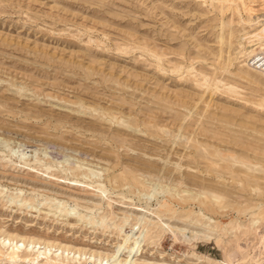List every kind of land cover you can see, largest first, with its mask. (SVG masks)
I'll list each match as a JSON object with an SVG mask.
<instances>
[{
  "label": "rangeland",
  "instance_id": "374dc122",
  "mask_svg": "<svg viewBox=\"0 0 264 264\" xmlns=\"http://www.w3.org/2000/svg\"><path fill=\"white\" fill-rule=\"evenodd\" d=\"M227 4L0 0L1 251L106 257L144 215L140 264H264V75Z\"/></svg>",
  "mask_w": 264,
  "mask_h": 264
},
{
  "label": "bare ground",
  "instance_id": "6f19581e",
  "mask_svg": "<svg viewBox=\"0 0 264 264\" xmlns=\"http://www.w3.org/2000/svg\"><path fill=\"white\" fill-rule=\"evenodd\" d=\"M255 1L256 0H225V2L228 3V8H232L237 12L239 21L243 24L249 25L248 27H251V31H255L253 34H249L250 31H246L244 33L245 36L242 40H246L252 49L248 51L244 50L241 52L242 54L239 57H242L244 54L248 56L256 48L264 50V14L262 15V18L260 16H255ZM262 1L264 2V0ZM232 4L235 5V8L231 6ZM242 13L246 15V18L243 17ZM244 64H247V66L251 67L252 70L258 71L264 75V71L260 68L250 66L247 61H245L243 65ZM203 78L206 80L205 76H203ZM69 210L72 212L74 208L70 207ZM143 220L144 215H139L137 217V225L130 227L127 231H123L122 228H120V231H123L121 233L122 238L115 246L114 251L110 253L109 256L105 255L106 257H101V255H89L88 257L84 255L81 257L82 254L80 252H73L70 257H75V259L69 263L67 259L71 250H69L66 246H59L56 249V253L54 252V254H52L50 248L41 247L37 242H28L25 244L22 240L11 241L9 238L3 237L1 244L5 247V250H0V260L9 264H20L21 262L25 264H81V259L85 261L89 259L93 261V264H140L141 262H139L138 259L141 255L145 239V230H139V226ZM162 226L165 227L167 225L163 224ZM26 251H31L32 253L29 252V254H27ZM24 252H26L27 256H22V253ZM228 264L237 263L235 262V259L231 257Z\"/></svg>",
  "mask_w": 264,
  "mask_h": 264
},
{
  "label": "built area",
  "instance_id": "2783aa9c",
  "mask_svg": "<svg viewBox=\"0 0 264 264\" xmlns=\"http://www.w3.org/2000/svg\"><path fill=\"white\" fill-rule=\"evenodd\" d=\"M246 60L250 66L260 68L264 71V50L260 48L254 49V51L247 56Z\"/></svg>",
  "mask_w": 264,
  "mask_h": 264
}]
</instances>
